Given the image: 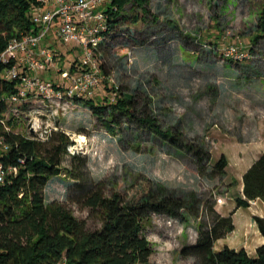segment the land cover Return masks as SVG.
Segmentation results:
<instances>
[{
  "label": "rangeland",
  "instance_id": "rangeland-1",
  "mask_svg": "<svg viewBox=\"0 0 264 264\" xmlns=\"http://www.w3.org/2000/svg\"><path fill=\"white\" fill-rule=\"evenodd\" d=\"M149 7L155 20L150 16L136 23L133 4L126 5L128 20L108 40L112 76L88 98L114 99V85L132 91L140 111L149 110L164 128L178 127L210 150L212 165L225 153L229 166L222 179L202 175L192 154L132 122L110 134L82 101L73 100L65 109L58 101L35 106L58 115L48 121L70 135L79 161H87L88 184L104 181L109 191L117 189L131 199L150 180L181 196L195 192L229 215L237 206L242 174L264 145V0H149ZM59 47L68 66L77 55L71 47ZM72 154L64 156V168H70ZM72 183L65 174L52 178L47 200L65 202L76 217L99 227L98 218L68 199ZM204 209L199 219L152 215L145 228L154 251L150 264H197L182 249L196 243ZM251 211L236 210V228L216 242V250L246 248L256 256L263 235Z\"/></svg>",
  "mask_w": 264,
  "mask_h": 264
},
{
  "label": "trees",
  "instance_id": "trees-1",
  "mask_svg": "<svg viewBox=\"0 0 264 264\" xmlns=\"http://www.w3.org/2000/svg\"><path fill=\"white\" fill-rule=\"evenodd\" d=\"M34 3V0H0V54L12 38L37 32L31 19ZM129 3L137 12L133 22H146L150 16L152 20L156 18L149 0H109L105 7L108 38L100 46L102 67L108 78L112 76L109 58L113 48L108 40L115 39L120 25L128 20L123 10ZM262 18L264 31V10ZM63 57L66 59V55ZM77 60L76 57L68 61L73 70ZM19 83L0 81V120L7 110L3 96L18 91ZM111 92L114 99L96 101L89 96H76L73 100L88 106L112 135L123 132L124 124L132 122L176 150L192 154L202 175L219 179L226 175L229 158L225 153L212 165L210 150L189 139L178 127L164 128L149 110L140 111L132 91L114 85ZM35 103L27 102L23 109ZM0 135L11 145L0 158L7 166H18V172L0 184V264H57L64 259L67 264H150L154 251L145 228L152 215L199 219L203 207L205 218L199 220L197 241L182 249L184 255L195 257L197 264H264V243L257 248L256 256L246 248H215L218 240L235 230L233 214L238 208L249 207L250 201L258 198L264 201V151L243 175L245 198H237L235 210L222 215L213 200L205 201L195 192L181 196L150 180L139 188L141 194L131 199L117 189L109 191L104 181L88 184L85 158L79 161L80 156L72 154L70 168L63 167L64 156L70 154L69 146L74 141L59 128L40 141L7 132L0 121ZM20 159L24 162L20 163ZM62 174L73 180L68 199L98 218L99 227L76 217L65 202L47 200L46 189L51 179ZM254 220L264 237V216L255 215Z\"/></svg>",
  "mask_w": 264,
  "mask_h": 264
},
{
  "label": "built area",
  "instance_id": "built-area-1",
  "mask_svg": "<svg viewBox=\"0 0 264 264\" xmlns=\"http://www.w3.org/2000/svg\"><path fill=\"white\" fill-rule=\"evenodd\" d=\"M34 1L31 19L37 32L12 38L0 54V81L20 82L18 91L3 96L7 110L0 121L7 132L44 141L59 128L48 121L57 120L58 115L36 106L23 109V105L58 101L65 109L76 96H92L108 78L102 67L100 46L108 38L105 7L109 0ZM59 45L74 50L78 59L74 70L70 62L66 66ZM10 146L5 136L0 135V157ZM74 150V145H70L69 152L75 154ZM17 172L18 166H7L0 158V184ZM258 200H251L250 206H256Z\"/></svg>",
  "mask_w": 264,
  "mask_h": 264
},
{
  "label": "crops",
  "instance_id": "crops-1",
  "mask_svg": "<svg viewBox=\"0 0 264 264\" xmlns=\"http://www.w3.org/2000/svg\"><path fill=\"white\" fill-rule=\"evenodd\" d=\"M48 76V75H47ZM264 151V145L262 146V148L260 149V151L256 154V157L255 159L253 160V162L249 165V167L244 171V173L242 174V178H241V182H240V191L241 193L238 195V198L241 197V198H245V195H244V182H243V175L245 174V172L250 168V166L260 157V155L263 153ZM255 207V208H253ZM248 208H251V211L252 214H255V215H260V216H264V201L263 200H258V203L256 206H250ZM258 226V225H257ZM259 228V227H258ZM260 231V230H259ZM261 234V232H260ZM262 236V234H261ZM261 245L264 243V237L262 236L261 237Z\"/></svg>",
  "mask_w": 264,
  "mask_h": 264
}]
</instances>
